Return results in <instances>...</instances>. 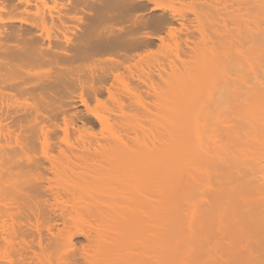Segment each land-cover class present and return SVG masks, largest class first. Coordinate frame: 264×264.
<instances>
[{"label": "bare ground", "instance_id": "6f19581e", "mask_svg": "<svg viewBox=\"0 0 264 264\" xmlns=\"http://www.w3.org/2000/svg\"><path fill=\"white\" fill-rule=\"evenodd\" d=\"M157 2L0 0V264H264V0Z\"/></svg>", "mask_w": 264, "mask_h": 264}, {"label": "rangeland", "instance_id": "374dc122", "mask_svg": "<svg viewBox=\"0 0 264 264\" xmlns=\"http://www.w3.org/2000/svg\"><path fill=\"white\" fill-rule=\"evenodd\" d=\"M158 0H141V4L143 5V6H145L146 7V14L147 15H150L149 13H153L154 15H153V17L155 16V18H161V17H163V16H166V17H168V18H170L171 17V15H170V12H168L167 11V15H166V11L162 8V10H161V12H160V10H157V9H161V8H157L156 10H154L153 11V9H155L154 7L155 6H157V5H161L162 4V2H160V0H159V2H160V4H158V2H157ZM157 2V3H156ZM155 4H157V5H155ZM155 5V6H154ZM177 6H179L180 7V5L178 4V5H176V8H179V7H177ZM162 7V6H161ZM165 11V12H164ZM162 13H164V15L162 14ZM169 13V14H168ZM152 15V14H151ZM161 15V16H160ZM170 15V16H169ZM160 35H162V36H166V33H165V31H164V28L162 29H160ZM164 31V32H163Z\"/></svg>", "mask_w": 264, "mask_h": 264}]
</instances>
